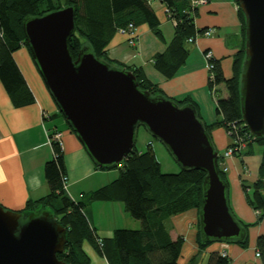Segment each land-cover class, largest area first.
Wrapping results in <instances>:
<instances>
[{"label": "trees", "instance_id": "1", "mask_svg": "<svg viewBox=\"0 0 264 264\" xmlns=\"http://www.w3.org/2000/svg\"><path fill=\"white\" fill-rule=\"evenodd\" d=\"M158 1L164 5L166 16L174 26L171 40L161 53L152 57L151 64L156 72L169 80L178 74L186 62L190 51L186 44L187 40L192 39L190 43H193L196 37L205 35L207 30L195 27L198 5L191 0ZM233 1L236 4L240 29L236 38V50L232 55L230 77L223 76L219 60L211 56L208 61L211 68L208 71L207 88L216 92V89L223 86L227 92L225 98H219L215 102V113L219 119L216 118L214 122L205 124L189 96L181 99L168 98L179 105L194 106L196 116L202 121L204 130L211 140L212 132L222 129L228 138L226 149H231L233 156L240 157L243 150L250 153L253 144L261 148L258 175L251 187L247 186L243 177L239 175L245 202L256 213L254 223H245L233 212L229 204L227 171L220 167L223 154L218 153L217 170L219 178L227 187L229 210L231 209V214L245 230V236L241 241L225 243L245 249L249 241L248 229L264 221V192L261 185L264 173V135L253 137L241 121L239 80L245 50V21L236 0ZM64 6H72L75 10V31L67 44L73 60L76 59L80 49L87 46L95 58L112 67L130 71L141 91H147L152 97H167L157 83L145 76L141 66L111 59L107 53V46L112 37L119 29H127L129 25L136 29L145 24L158 40H162L151 0H0V83L14 107H23L34 101L12 58L13 52L20 47H25L31 58L22 31V21L25 18L42 16ZM206 52L207 50L203 53ZM31 60L37 70L32 58ZM57 116L75 135L59 111ZM54 135L55 133L48 135L50 139L52 138L50 140L52 158L43 166L48 193L35 200L28 199L18 212L29 213L38 209H48L55 221L65 229L64 250L56 255L57 259L67 264H90L89 257L82 248V245L87 243L106 260L107 264H178L183 238L178 236L172 239L165 222L171 216L188 210L198 212L205 173L189 169H180L176 173H162L150 142L144 151L136 150L133 145L130 153L119 163L121 168L115 180L87 193L85 199L76 201L70 198L64 189L66 169L63 152L60 142L54 138ZM240 161L243 165V161ZM119 164L99 168L93 163V166L98 170H110L118 168ZM86 201L122 202L125 211L139 221V229H115L110 238H99L84 214ZM198 229L197 220L198 250L215 242L202 241ZM254 249L259 255L260 264H264V232L256 237ZM207 264H231V260L219 252H211Z\"/></svg>", "mask_w": 264, "mask_h": 264}, {"label": "water", "instance_id": "2", "mask_svg": "<svg viewBox=\"0 0 264 264\" xmlns=\"http://www.w3.org/2000/svg\"><path fill=\"white\" fill-rule=\"evenodd\" d=\"M245 21L240 74L241 121L250 135H264V0H236ZM72 6L25 18L22 31L38 74L55 106L89 159L99 168L119 164L143 126L181 169L205 173L198 215L202 241H241L245 230L231 214L226 184L217 170L218 152L191 104L138 88L133 74L94 57L83 46L75 60L68 50L74 34ZM264 192V173L262 175ZM65 229L48 209L29 213L0 204V264H67Z\"/></svg>", "mask_w": 264, "mask_h": 264}, {"label": "crops", "instance_id": "3", "mask_svg": "<svg viewBox=\"0 0 264 264\" xmlns=\"http://www.w3.org/2000/svg\"><path fill=\"white\" fill-rule=\"evenodd\" d=\"M194 1L197 0H191ZM151 6L159 23L162 40H158L149 27L142 24L135 29L131 39L116 33L107 46L108 56L122 63L141 66L145 76L157 83L167 97L181 99L191 96L201 102L206 96V93L203 96V91L207 89L208 79L203 56L205 50L220 61L225 78L231 75L232 55L236 50V38L240 29L235 2L205 0V3L198 5L194 24L197 29L207 30L208 35H200L193 43H186L190 49L186 62L178 74L169 80L152 68L151 61L171 40L174 24L167 18L165 7L158 0H151ZM12 58L34 101L23 107H14L0 83V204L18 211L28 199L35 200L48 193L43 166L52 158L48 139L50 133L59 136L66 169V192L70 198L83 200L87 193L115 180L117 176L110 175L108 170L94 168L76 136L59 119L57 107L25 47L13 52ZM211 136L215 150L218 153L224 152L228 145L226 133L222 129H216ZM227 166L229 204L239 219L245 223H254L256 213L245 202L236 163L230 160ZM83 211L88 223L101 239L110 238L115 229L140 227L139 221L133 219L119 201H86ZM197 220V212L188 210L171 216L165 222L172 239L178 236L183 238L178 264L186 246L192 252L197 249ZM260 232H264V221L248 229L247 248L216 242L212 252L224 250L231 264H260L254 249L255 239ZM82 248L89 257L90 264H107L87 243Z\"/></svg>", "mask_w": 264, "mask_h": 264}, {"label": "rangeland", "instance_id": "4", "mask_svg": "<svg viewBox=\"0 0 264 264\" xmlns=\"http://www.w3.org/2000/svg\"><path fill=\"white\" fill-rule=\"evenodd\" d=\"M205 93L206 96L201 102L196 101L191 96L190 98L195 103L197 112L201 120L205 124H210L214 122L216 118L219 119V117L215 113L216 100L219 98H225L227 96V92L224 87L221 86L216 89V92L210 91L207 88L203 91V96L205 95ZM59 119L61 118L59 117ZM61 121L63 120L61 119ZM149 142H151L153 152L156 156L158 163L160 164V169L162 173H176L181 169V167L174 161L172 156L169 154L167 149L159 141L151 137L143 126H139L135 134V149L139 151H144ZM260 152L261 148L257 144H253L250 153H247L246 150H243V153L240 155V157L231 155V157L222 159L220 162V167L224 171H227V165H229L230 160H233L236 163V169L238 170V174L243 177L244 183L247 186L251 187V184L254 182L258 175ZM223 153L224 152H222V154ZM240 160L243 161V165L241 164ZM119 168H121V164H119L118 168H112L108 171L110 175L113 174L115 176H118ZM249 190V192H251V188H249ZM215 245L216 242H212L205 246L202 250H198L197 248L194 252H192L191 249L186 246L181 253L179 264H207L208 256L213 251Z\"/></svg>", "mask_w": 264, "mask_h": 264}, {"label": "built area", "instance_id": "5", "mask_svg": "<svg viewBox=\"0 0 264 264\" xmlns=\"http://www.w3.org/2000/svg\"><path fill=\"white\" fill-rule=\"evenodd\" d=\"M192 3H194L195 5H199V4L205 3V0H197V1H194ZM134 31H135V29L131 25H129V27L127 29H119L117 31V33L118 34H122V35H126L127 37H129L131 39V38H133ZM205 35H208V32H206ZM187 42L188 43L192 42V39H188ZM203 56H204V58L206 60V68L209 71V69L211 68V65H210V63L208 61H209V58L212 56V54L209 51H207L206 53H203ZM54 138L59 141V136L57 134L54 135ZM49 141H50V139H49ZM232 154L233 153H232V150L231 149H225V151L223 153V159H226L228 157H231ZM64 180H65V182H64V189L66 191V178ZM219 253L222 256H227V252H225L224 250H221ZM255 257L256 258L259 257V255H258L257 252H255Z\"/></svg>", "mask_w": 264, "mask_h": 264}, {"label": "bare ground", "instance_id": "6", "mask_svg": "<svg viewBox=\"0 0 264 264\" xmlns=\"http://www.w3.org/2000/svg\"><path fill=\"white\" fill-rule=\"evenodd\" d=\"M14 54H15V53H14ZM15 55H16V54H15ZM15 58H16V56H15ZM48 139H50V138H48ZM51 139H52V138H51ZM51 139H50V140H51ZM54 140H55V139H54ZM50 143H51V142H50ZM235 202H236V199H235ZM230 210H231V209H230Z\"/></svg>", "mask_w": 264, "mask_h": 264}]
</instances>
